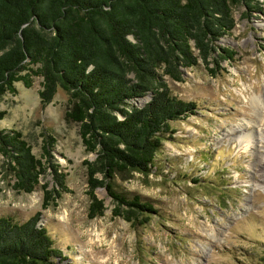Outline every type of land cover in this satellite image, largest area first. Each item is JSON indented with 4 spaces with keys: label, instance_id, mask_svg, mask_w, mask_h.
Returning a JSON list of instances; mask_svg holds the SVG:
<instances>
[{
    "label": "trees",
    "instance_id": "trees-1",
    "mask_svg": "<svg viewBox=\"0 0 264 264\" xmlns=\"http://www.w3.org/2000/svg\"><path fill=\"white\" fill-rule=\"evenodd\" d=\"M236 8L249 17L263 12L264 0H0V97L16 93L18 82L30 88L34 78H41L44 105L58 89L66 92L65 118L78 124L86 152L95 154L84 161L89 219L106 209L97 187L112 198V216L132 227L160 215L115 179L156 171L155 157L175 132L171 122L198 109L173 95L166 78L181 81L182 69L199 62L215 75L222 61H233L236 52L219 42L232 34ZM5 115L0 110V120ZM44 153L46 163L20 131L0 128L2 167L16 192H33L52 168L58 187L42 185L45 208L69 189L49 148ZM40 219V212L23 222L0 216V264H58L62 251ZM256 264H264V254Z\"/></svg>",
    "mask_w": 264,
    "mask_h": 264
},
{
    "label": "rangeland",
    "instance_id": "rangeland-1",
    "mask_svg": "<svg viewBox=\"0 0 264 264\" xmlns=\"http://www.w3.org/2000/svg\"><path fill=\"white\" fill-rule=\"evenodd\" d=\"M234 17L232 34L219 42L236 52L233 61H222L215 75L199 62L182 69L181 81L166 78L173 95L198 109L171 122L175 132L155 157L156 171L115 179L119 190L139 194L160 215L132 227L112 216V198L97 187L93 192L106 209L87 217L84 161L95 154L86 152L78 124L65 118L66 92L58 89L44 105L41 78H34L30 88L18 82L16 93L0 97L6 111L0 128L20 131L42 162L49 148L69 191L44 208L42 185L58 187L52 168L33 192H16L0 155V216L23 222L40 212L62 251L58 264H256L264 254V10L243 17L236 8Z\"/></svg>",
    "mask_w": 264,
    "mask_h": 264
},
{
    "label": "bare ground",
    "instance_id": "bare-ground-1",
    "mask_svg": "<svg viewBox=\"0 0 264 264\" xmlns=\"http://www.w3.org/2000/svg\"><path fill=\"white\" fill-rule=\"evenodd\" d=\"M248 139H250V134L249 133H245V134H243L242 135V141L243 142H245V141H247L245 144H246V146L247 145H249V144H247L248 143ZM244 144V143H243ZM261 187H264V180H262V183L261 184H259Z\"/></svg>",
    "mask_w": 264,
    "mask_h": 264
}]
</instances>
